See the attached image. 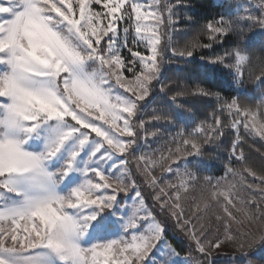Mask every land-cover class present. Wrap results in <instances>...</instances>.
<instances>
[{"label": "snow or ice", "instance_id": "snow-or-ice-1", "mask_svg": "<svg viewBox=\"0 0 264 264\" xmlns=\"http://www.w3.org/2000/svg\"><path fill=\"white\" fill-rule=\"evenodd\" d=\"M181 6L0 0V264H213L229 243L264 250V232L251 230L264 222V166L246 162L239 135L242 126L264 141V102L253 108L221 95L243 86L254 50L264 54V0H225L206 41L177 47L161 28L179 31ZM214 45L228 50L204 51ZM219 68L231 77L219 92L193 80ZM254 81L264 90V66ZM186 97L214 99L211 122H197ZM229 127V160L243 167L230 162L224 176H202L206 152ZM141 184L198 257L171 259L180 253ZM210 213L222 236L208 231Z\"/></svg>", "mask_w": 264, "mask_h": 264}, {"label": "trees", "instance_id": "trees-1", "mask_svg": "<svg viewBox=\"0 0 264 264\" xmlns=\"http://www.w3.org/2000/svg\"><path fill=\"white\" fill-rule=\"evenodd\" d=\"M172 2H175V0H172ZM185 6H181L176 8L174 11L176 12V15L178 17L179 23L176 25V27L179 29V31L172 32L171 29L165 24L162 26L161 31L162 32H171V35L173 37V44L177 47H183L184 44L192 40L193 38L199 37L206 41L207 37L204 36V29L206 24L213 20L215 17H217L221 13H227V7L222 6L225 4V1H215V0H182ZM96 7V6H95ZM97 10H100V8L96 7ZM166 16V14H165ZM191 19H188V18ZM164 42L167 43V36L164 37ZM164 45L162 44V47ZM228 49L226 47H222L220 45H214L213 49L204 50L209 55H219L223 54ZM166 55H170L169 52L165 53ZM124 55L127 56L128 53L125 50ZM253 56V66L250 71L245 72L244 77V83L243 86L238 87L236 91L233 92H221V95L225 96V98H231L232 96H238L240 103L246 106L250 107H257L262 102H264V90H256V85L254 81L255 75H258L261 71V67L264 66L262 64L260 57H264V54L260 53L258 50H254L252 52ZM198 59V57H197ZM175 67V66H173ZM169 76L171 78V87L177 88V78L174 74L169 73ZM193 80L196 83H203L204 86L210 88L213 92H219L222 88L225 87V83L227 81H231V77L228 76V70L219 68L217 72L213 75H210L206 80L201 78L200 80H196L195 76H193ZM167 82V81H166ZM180 85L183 86H191L190 84L186 85V82L181 78ZM233 87L236 88L233 84ZM184 103H186L187 106L191 107L192 113L195 116L197 122L200 120L207 119L209 122H211V113L216 110L218 105H216L214 99H204V98H192V97H186L184 98ZM222 120L228 119L226 116L221 117ZM228 123L230 124V119L228 120ZM225 136L222 138V141H218L217 143L220 145L219 147H213L210 148L205 156H204V163L206 165L205 169L201 173L202 176H209L213 178V180L224 176L225 174V168L226 165L231 162L233 167L241 168L243 167V164L236 161L234 158L232 160H229L230 156V150L232 143L236 140V133H234L231 128H225ZM239 135L243 137V139L240 141V146L242 147L245 157L247 158V163L254 165L257 170H259L262 166H264V141L260 140L259 137H256L255 135H248V133L243 129V127H240ZM155 146V145H154ZM147 151V149H145ZM136 155H139L137 153ZM130 166L135 171V161L131 160L130 158ZM157 175H161L160 173H157ZM165 177L168 176L167 173L163 174ZM139 181V177L137 178ZM251 179V178H249ZM143 194L146 198V202L149 206V208L153 211L154 215L156 216L157 220L162 223V225L165 227V237L168 240L169 243L176 249L177 252L180 253V255H186V245L184 244V241L178 238H174V236H171V231L168 230V224L164 222L158 213L156 212L157 209H159L158 206L154 205L153 200L150 195V190L143 186L141 184ZM257 198L258 194H257ZM261 207H264V204L261 205ZM213 211H220V209H214ZM222 214V213H221ZM211 217V224L212 226L208 229L209 232L215 235H223V226L220 224V232L217 233L216 226L219 222H217L214 218V216L210 213ZM238 229V226L233 224L232 225V231L236 232ZM251 230L254 234H258L259 232H264V222L257 221L255 226H251ZM258 247V246H257ZM248 248L246 247V250ZM262 250V249H261ZM251 252V251H250ZM249 252V253H250ZM263 252V251H262ZM248 253V255H249ZM250 258V255L248 256ZM251 259V258H250ZM241 258L237 259H222V256L218 258L217 261L213 262V264H240ZM262 260H264V256L262 257V253L260 255V261L253 262V264H262ZM247 261H245L246 263Z\"/></svg>", "mask_w": 264, "mask_h": 264}, {"label": "rangeland", "instance_id": "rangeland-1", "mask_svg": "<svg viewBox=\"0 0 264 264\" xmlns=\"http://www.w3.org/2000/svg\"><path fill=\"white\" fill-rule=\"evenodd\" d=\"M215 1L219 2V1H225V0H215ZM96 7L100 8V6H96ZM156 212L158 213L160 218L168 224V227H169L168 230H170L172 232L171 236H174V238L181 239L182 241H184V244L186 245L185 246L186 247V255H180L179 257L173 256V257H171V259L176 260V261H183L186 259L193 260L194 257H198V254L195 253L194 249L189 247V241L186 239L184 234L181 233L179 231V229L175 227V222L172 219H170L167 214H162L160 212V209H157ZM214 236H215V234H213V237ZM245 252H247V253L250 252L249 255H250L251 261H253V262L260 261L261 253H262V257L264 256V250H261L257 246H253V248H251V249L248 248L246 250V247L244 249H238L235 245L229 243V244L224 245L219 250V254H217L216 251L213 252V262L217 261L220 256H222V259L227 258L230 260H232L233 258H235V259L242 258L243 254ZM159 258H160L159 254L157 253L156 259L159 260ZM193 264H194V261H193ZM245 264H247V262Z\"/></svg>", "mask_w": 264, "mask_h": 264}]
</instances>
